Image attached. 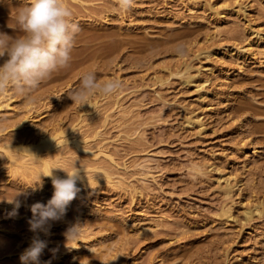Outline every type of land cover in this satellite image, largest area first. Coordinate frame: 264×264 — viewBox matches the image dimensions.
Returning <instances> with one entry per match:
<instances>
[{"label": "rangeland", "instance_id": "1", "mask_svg": "<svg viewBox=\"0 0 264 264\" xmlns=\"http://www.w3.org/2000/svg\"><path fill=\"white\" fill-rule=\"evenodd\" d=\"M57 1L46 6L58 11ZM84 1L82 15L45 32L36 29L30 52L14 55L22 35L0 56L1 64L13 62L10 70L2 68L9 81L0 87L3 101L11 96L0 108V130L6 128L0 133V264H264V212L245 215L259 202L264 210V133L239 134L243 119L232 111L234 99L244 96L232 88L242 71L253 72L239 83L248 89L264 81V0ZM20 4L0 0V6ZM24 5L29 14L45 9ZM17 22L0 12L3 38L20 28ZM61 50L58 64L40 62ZM207 88L217 94L203 99ZM41 89L51 91L39 100L48 101L44 113L25 118L27 101ZM96 101L99 116L90 110ZM60 114L66 116L64 134L76 133L80 124L88 129V118L95 117L86 143L112 153V179L94 176L70 186L41 165L28 170L21 160L11 163L3 148L35 147L33 132ZM191 115L205 121L203 130L188 122ZM256 141L262 150L254 154ZM246 142L250 148L242 154ZM228 177L240 180L229 218L221 212Z\"/></svg>", "mask_w": 264, "mask_h": 264}, {"label": "bare ground", "instance_id": "2", "mask_svg": "<svg viewBox=\"0 0 264 264\" xmlns=\"http://www.w3.org/2000/svg\"><path fill=\"white\" fill-rule=\"evenodd\" d=\"M20 2H22V4H20L19 6H0V12H4V13H11L14 17L17 18L18 20V25L20 28H16V29H13V30H6L7 35L3 38V31H0V56H2V51L4 50V48L12 41H16L17 39H19L22 35V38L19 39L18 43L14 44L16 45L15 48H16V52L14 53V55L20 53V52H30L29 51V46L28 45H31V46H35V43L37 39L36 36H37V33H36V29H40L39 32H45L46 28L50 25V24H63L64 20L69 18V16L73 15L74 17H78L80 15H82V12L80 14V11L81 8H85L88 6L85 5V1L84 0H58V11H52L54 9H52V7L50 6H46L48 5V3L51 1V0H18ZM113 1H117L119 3H121L122 5L124 4L123 1L124 0H113ZM27 2V3H32L33 5L35 4H38L37 6H40L41 4H44L45 6V9L42 11H38V12H34V13H28L24 3ZM56 3V2H55ZM4 5V4H3ZM55 6H57L55 4ZM18 7V8H17ZM242 7H239L237 9V11H240ZM54 12H56L54 14ZM86 13V12H85ZM66 14V15H64ZM14 18L12 17V20ZM15 20V19H14ZM16 21V20H15ZM51 21V22H50ZM9 23V22H8ZM13 24V22H12ZM34 24L35 26H30ZM17 25V26H18ZM30 26V27H29ZM61 27V26H60ZM4 30V29H3ZM5 32V33H6ZM57 33H62V30H60L59 32ZM3 34V35H2ZM78 35V34H76ZM9 37L8 39H5L6 37ZM80 35H78L79 37ZM30 40H35L34 43H32V41L30 42ZM77 40V38H76ZM82 39H78V41H80ZM75 41V40H73ZM42 42H44L42 40ZM262 42L264 43V40H262ZM46 43V41H45ZM39 44V43H38ZM42 44V43H41ZM48 44V43H47ZM12 45V44H11ZM46 45V44H45ZM41 46V45H39ZM264 46V44L262 45ZM12 47V46H11ZM37 47V46H36ZM39 48V47H37ZM263 48V47H261ZM7 49V48H6ZM10 50V49H8ZM55 51V50H54ZM62 51V52H61ZM60 52L55 53V54H52V55H48L46 54L45 56H42V58H40V62L42 64H54L52 62H55L57 63L56 61L59 60L62 56V53H63V50H61ZM66 51V50H65ZM64 51V52H65ZM69 51V50H68ZM67 51V52H68ZM71 51V50H70ZM74 51V50H72ZM57 52V51H56ZM66 52V53H67ZM4 53V52H3ZM44 53V52H43ZM71 53V52H69ZM73 53V52H72ZM44 55V54H43ZM72 55V54H70ZM77 55V53H76ZM75 55V57H77ZM74 56V55H73ZM63 57V56H62ZM70 57V56H68ZM4 59V58H3ZM69 59V58H68ZM2 60V59H1ZM63 60L61 59V62ZM65 61V60H64ZM72 61V60H71ZM8 62V61H7ZM60 62V63H61ZM10 63L12 64L13 62L10 61ZM39 63V62H38ZM64 62H62L63 64ZM77 63V62H76ZM0 64H1V61H0ZM8 63V65L2 61V66H0V87H1V84L4 82H6L8 79L7 78H4V74L5 73H2L3 71V67H6L8 68L7 70H10V65ZM50 64V65H51ZM58 64V63H57ZM56 64V65H57ZM61 66H64L62 65ZM66 64V63H65ZM68 64V63H67ZM73 64V62H72ZM41 65V64H39ZM69 65V64H68ZM45 66V65H44ZM47 66V65H46ZM53 66V65H51ZM50 66V67H51ZM42 67V66H41ZM59 67V66H57ZM56 67V68H57ZM66 67V66H64ZM62 67V68H64ZM68 67V66H67ZM70 67H73L70 66ZM3 68V69H2ZM33 68V67H32ZM44 68V67H43ZM49 68V66H48ZM60 68V67H59ZM190 68L189 66H187L185 68V74L187 73V75L185 76L186 77V81H189L191 82L194 77V75L190 72ZM31 70V68L29 69ZM38 70V69H37ZM42 70V69H41ZM54 70V68H53ZM56 70V69H55ZM182 70V69H181ZM180 70V71H181ZM33 71V69H32ZM44 71V70H43ZM229 71V70H227ZM5 72V71H4ZM7 72V71H6ZM29 72V71H28ZM27 72V73H28ZM36 72V71H35ZM34 72V73H35ZM39 72V71H38ZM37 72V73H38ZM48 72V71H47ZM46 72V73H47ZM241 72V71H240ZM261 72V75H262V71ZM41 73V72H40ZM52 73V72H51ZM4 76H3V75ZM20 74V73H19ZM22 75H24L23 73H21ZM31 74V73H30ZM29 74V75H30ZM39 74V73H38ZM41 74H44L41 73ZM228 74H231L230 72H228ZM241 74L244 76L243 78L241 79H236V81L234 80L233 83L235 82V86L234 84L232 85V83L230 84L229 83V86H234L232 88H235L236 92H241L244 96L241 95V98H239V100L237 99H234L235 101H237V103L234 101V106H233V113H235L236 115L239 116V118L241 117V120L243 119V123L240 125L239 127H237L236 129L239 131V134L241 133V135H243L245 138L247 136H251V138H253L252 136H255V133H264V81H262L261 84H258L256 86H254L253 84V87L252 90H249L251 88L248 89L247 86L245 85H240L239 83H245V81H247V77H251L253 75V72L250 71V70H246V71H242ZM37 75V74H36ZM52 75V74H51ZM50 75V76H51ZM260 75V74H259ZM34 76V75H33ZM46 76V75H45ZM48 76V75H47ZM8 77V76H6ZM25 77V76H23ZM28 77V76H27ZM42 77V76H41ZM240 77V76H239ZM261 77V76H260ZM46 78V77H45ZM7 79V80H5ZM14 79V78H13ZM30 79V78H29ZM34 79V77H33ZM32 79V80H33ZM41 80V78H38ZM47 79V78H46ZM50 79V78H49ZM48 79V80H49ZM251 79V78H250ZM259 79V77H258ZM11 80V79H10ZM28 80V79H27ZM36 80V79H35ZM252 80V79H251ZM263 80V79H262ZM9 81V80H8ZM7 81V83H8ZM26 81V79H25ZM42 81V80H41ZM43 81L44 78H43ZM50 81V80H49ZM49 81L48 84H49ZM53 81V80H51ZM163 81V80H162ZM202 81V80H201ZM201 81L198 83V85L204 83ZM250 81V80H249ZM248 81V82H249ZM256 81L255 79L253 80V82ZM259 81V80H258ZM28 82V81H27ZM32 82V81H31ZM247 82V84H248ZM261 82V81H260ZM258 82V83H260ZM4 83L2 85H4ZM30 83V82H29ZM51 83V82H50ZM6 84V83H5ZM41 84H44L43 82H41ZM47 85V84H46ZM5 86V85H4ZM49 86V85H48ZM202 86H205V85H202ZM201 86V87H202ZM248 86H250L248 84ZM6 87V86H5ZM4 87V88H5ZM198 87V86H197ZM200 87V86H199ZM3 88V89H4ZM40 88V87H39ZM48 87L45 86L44 90L47 89ZM204 88V87H202ZM1 89V88H0ZM50 89V88H49ZM43 89L39 90L42 92ZM52 90V89H51ZM234 90V89H232ZM1 91V90H0ZM36 91H38V89H36ZM46 91V90H45ZM44 91V92H45ZM203 91V89H202ZM6 89L3 90L2 92H0V108L4 107L7 105V107L10 105V102H7L5 103L6 101H11V96L9 95L8 98H5L7 99L6 101L2 100L4 99L3 97L5 96L6 97ZM39 95H31V98L27 101V105H28V110H27V116L25 118H31L33 117V115L35 114H38L37 116L41 115L44 113V111H41L40 108L41 107H45L46 106V101L44 103H41L39 100L45 98L47 96V94L50 92H42V94ZM8 93V92H7ZM39 93V92H38ZM37 93V94H38ZM229 93V92H228ZM231 93V92H230ZM36 94V93H35ZM213 94H217L216 90L213 91V89H205L203 95V99H207V97L213 95ZM219 94V93H218ZM237 94V93H236ZM240 94V93H239ZM202 95V96H203ZM228 95V94H226ZM259 95H262V96H259ZM218 96V95H217ZM236 96V95H235ZM239 96V95H238ZM237 96V97H238ZM201 97V95H200ZM261 97V98H260ZM49 98V96H48ZM211 98V97H210ZM213 99L215 97H212ZM235 98V97H234ZM216 99V98H215ZM212 100V99H211ZM226 100V99H225ZM232 100V99H231ZM208 101V100H207ZM210 101V99H209ZM229 101V100H228ZM213 102V101H212ZM232 102V101H231ZM48 103V101H47ZM214 103V102H213ZM5 104V105H4ZM109 104L111 105L112 103L109 102ZM91 105H96L95 107H91L90 110H93L94 112H99L101 109H97V105H98V102H93ZM108 105L106 110H107V113H105L104 115L102 116V119L106 120L108 117H109V112L108 110L112 107ZM204 105H210V102H207L206 104ZM231 106V105H230ZM49 107V106H48ZM230 109V108H229ZM232 109V108H231ZM1 110V109H0ZM40 110V111H39ZM49 110V109H48ZM124 111H126L125 109L120 110V113L122 114ZM106 112V111H104ZM102 112V113H104ZM230 112V111H229ZM62 113V112H61ZM96 113V114H97ZM101 113V112H100ZM124 113H127V112H124ZM123 113V114H124ZM232 113V114H233ZM95 114V113H94ZM122 114V115H123ZM129 114V113H128ZM232 114H229V115H232ZM12 115V114H11ZM18 115V114H17ZM16 115V116H17ZM99 116V113L97 114ZM96 116V118H98V116ZM120 115V114H119ZM120 115V116H122ZM125 115V117H124ZM123 117L124 118H128L126 115L127 114H124ZM234 115V114H233ZM230 116L231 118L233 117ZM15 116V115H14ZM13 116V117H14ZM47 115H45L46 117ZM58 116V115H57ZM195 117H192V115L190 116V118H188V122H192L193 124L196 123V125L199 127L200 131L203 130L205 128V121L198 116L194 115ZM235 116V115H234ZM9 117V116H8ZM12 117V118H13ZM53 117V116H52ZM55 117V116H54ZM54 117L52 119H54ZM65 115L63 114H60L58 117H56V119L54 120H49L48 122H44L41 124V128L36 132L34 131L33 132V138L35 141H39L38 144H34L35 147L31 146V145H26V143H21V144H17V145H6L3 149L5 150V152L7 153L8 155V158L9 160L11 161V163L17 161V160H21L22 164L24 165V168H28V170H31L30 167L31 165H35V166H38V165H41V167L43 166L45 171L48 172L50 175H52L53 177H55V179H57L58 181H61L63 182L64 184L66 185H73V184H76V183H80L81 181H92L94 179V176L96 177H102V178H106V179H112V174H113V166H116L115 164H117V162L115 161V158L114 156L112 155V153H109L108 150L106 148H102V147H99L98 149L94 150L93 146H90L88 145V143H86V139L87 136L90 134L89 133V130L94 126H95V123L97 121H95V117H91V118H88L90 122L89 126L88 124L86 123V125L89 127L88 129H82L83 126L85 125H81L78 127V131L76 133H73L74 131L70 130L71 132H68L67 134H64L65 133V130L64 127H63V121L65 119ZM130 117V116H129ZM236 117V116H235ZM12 118H9V120H12ZM19 118V117H18ZM47 118V117H46ZM50 118V116H49ZM101 118V116H100ZM122 118V117H121ZM123 118V120H124ZM21 119V117H20ZM19 119V120H20ZM48 119V118H47ZM91 119V120H90ZM131 119V117H130ZM130 119H129V122H130ZM234 119V118H233ZM18 121V119H16ZM15 119H13L10 123V125H17L15 122H16ZM23 120V119H22ZM21 120V121H22ZM128 120V119H127ZM240 120V121H241ZM125 122V127H128V128H131L132 127L130 126V124L128 123V121L126 122V120H124ZM128 123V124H127ZM7 124V123H6ZM129 125V126H127ZM237 125V126H238ZM3 126V127H2ZM9 126V125H8ZM76 126V125H75ZM74 126V127H75ZM86 126V127H87ZM2 129H6L4 128V124L1 125ZM7 127V125H6ZM11 126H9L8 128H10ZM73 127V128H74ZM72 128V129H73ZM1 129V130H2ZM71 129V127H70ZM1 130H0V133H1ZM127 130V129H126ZM125 130V131H126ZM3 131V130H2ZM6 131V130H5ZM124 131V132H125ZM128 131L130 130H127L126 131V134H129L131 135V132L127 133ZM237 131V132H238ZM99 131H96L95 132V135L98 134ZM4 133V131H3ZM7 133V131L5 132ZM13 133V132H11ZM26 133V132H25ZM89 133V134H88ZM71 134L73 136H71ZM252 134V135H251ZM254 134V135H253ZM2 135V134H1ZM10 135V134H9ZM53 135V136H51ZM70 135V136H69ZM4 136V135H3ZM8 136V135H7ZM5 136V138L7 137ZM54 136H57V138L59 137V140L57 139V142L54 141L53 137ZM241 137V138H244V137ZM249 136V137H250ZM259 136V134H258ZM23 138V137H22ZM139 138V137H138ZM258 138V137H256ZM255 138V139H256ZM12 139V137H11ZM24 139V138H23ZM21 139V140H23ZM33 140V141H34ZM137 140V139H136ZM243 140V139H242ZM249 140L252 141L251 139H248V143H249ZM9 141V140H8ZM139 141V139L137 140ZM255 141V140H254ZM7 142V140H6ZM244 142V141H243ZM32 143V142H31ZM36 143V142H35ZM132 143H136V142H132ZM247 142L246 143H243L241 146H240V150L242 152V154H246L248 152V148L249 145ZM251 143V142H250ZM256 143H258L257 141L256 142H253V145H256ZM260 143V142H259ZM252 144V143H251ZM250 144V145H251ZM261 144V143H260ZM263 144V143H262ZM252 145V146H253ZM259 145V144H258ZM262 146V145H261ZM253 149H254V154L256 151H261L257 148V145L256 146H253ZM19 152L20 154L16 155V153ZM257 163V162H256ZM255 163V164H256ZM34 167V166H33ZM117 167V166H116ZM25 168V169H26ZM37 168V167H36ZM196 170L198 169V171L201 169V167L199 165H196L195 166ZM35 169V168H33ZM82 170V171H81ZM27 171V170H26ZM240 182V180L238 182H235V183H232L230 181V178H226L225 179V184H223L222 188H221V191L223 193V196L226 197V202L227 203H224V207L222 208L223 211H221L224 215H226L225 217H230L231 215V211H232V207H233V198H232V192L234 190V188L238 185V183ZM260 203V202H259ZM259 203L255 205V208H248L245 210V215L246 217H250V218H253L254 217V214H261L263 215V212L264 210H262L259 206ZM260 205H263V204H260ZM264 209V208H263ZM220 213V214H222ZM223 216V215H222ZM248 218V219H250Z\"/></svg>", "mask_w": 264, "mask_h": 264}]
</instances>
